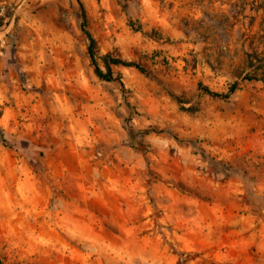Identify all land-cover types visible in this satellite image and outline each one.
I'll return each instance as SVG.
<instances>
[{"label": "rangeland", "instance_id": "1", "mask_svg": "<svg viewBox=\"0 0 264 264\" xmlns=\"http://www.w3.org/2000/svg\"><path fill=\"white\" fill-rule=\"evenodd\" d=\"M80 2L149 75H96L78 0L0 6V264H264V0Z\"/></svg>", "mask_w": 264, "mask_h": 264}, {"label": "trees", "instance_id": "2", "mask_svg": "<svg viewBox=\"0 0 264 264\" xmlns=\"http://www.w3.org/2000/svg\"><path fill=\"white\" fill-rule=\"evenodd\" d=\"M78 3H79L80 15H81V19H82L81 29H82V32L84 33V35L86 36L87 41H88V55L90 57L91 63L94 66L96 75L100 79H102L106 82L120 81L119 77L114 76L113 71H112V66H123V67H127V68H134L142 74L149 75L147 70H145V68L142 65H140L139 63L122 60L120 58H114V57L110 56L109 54L105 55L101 58V61H102L103 65L106 69V72H103V70L100 68V65L97 61L98 57L96 54V47H97L96 41H95L94 37L91 35V33L88 31L87 12L85 10L83 3L80 2V0H78ZM123 9H124V11H126L125 6ZM237 88H238V84L234 83L230 87L229 92L227 94H222V93L212 91L207 87H203L202 91L212 98L224 100V99H228L231 94L235 93ZM176 99L179 101L178 98H176ZM152 132H154V131L145 130V131H141V132H136L131 126H128V128H127V133H128L130 141H133L134 139L138 138V136H140L141 138L144 136H147ZM0 135L2 137H4L3 132H0ZM176 140L179 142H183V141L179 140L178 138H176ZM187 143H192V142L188 141ZM202 155L205 157L204 152L202 153ZM210 163L215 170H220L216 166L217 164H215L216 162H214V160H211Z\"/></svg>", "mask_w": 264, "mask_h": 264}, {"label": "crops", "instance_id": "3", "mask_svg": "<svg viewBox=\"0 0 264 264\" xmlns=\"http://www.w3.org/2000/svg\"><path fill=\"white\" fill-rule=\"evenodd\" d=\"M14 0H0V6L1 7H5L6 5H10L11 2H13ZM24 4V3H23ZM23 6V5H22ZM24 15V14H22ZM28 15V14H27Z\"/></svg>", "mask_w": 264, "mask_h": 264}]
</instances>
